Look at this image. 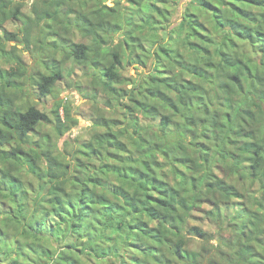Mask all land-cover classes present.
I'll use <instances>...</instances> for the list:
<instances>
[{
  "label": "trees",
  "instance_id": "obj_1",
  "mask_svg": "<svg viewBox=\"0 0 264 264\" xmlns=\"http://www.w3.org/2000/svg\"><path fill=\"white\" fill-rule=\"evenodd\" d=\"M23 1L0 0L2 38L38 46L0 49V264H264V0ZM68 57L110 112L61 150L67 108L30 91Z\"/></svg>",
  "mask_w": 264,
  "mask_h": 264
},
{
  "label": "rangeland",
  "instance_id": "obj_2",
  "mask_svg": "<svg viewBox=\"0 0 264 264\" xmlns=\"http://www.w3.org/2000/svg\"><path fill=\"white\" fill-rule=\"evenodd\" d=\"M34 1L35 0L23 1V13H29L31 3ZM114 3L115 0H105V4L109 6L114 5ZM185 5V0H180V7L183 8ZM178 16L179 11H174L173 20L178 19ZM14 27L17 28L18 26H14V24H12L10 21L6 22L4 25V28L9 31L14 29ZM118 36L119 33H116L114 41H116ZM78 39L83 40L81 35H79ZM16 43L17 42L13 40H4L0 33V49L4 48L9 50L12 45L17 46L20 51L18 54L25 60L23 62H25V65H28L31 68L33 65V57L37 53L38 46L31 43V47L28 49L24 48L22 44L19 45ZM42 45L44 48H47V45ZM241 47L245 48L248 53L251 52L249 45L242 43ZM43 50L44 49H42V52L44 53ZM59 55L60 54L58 53L57 56ZM148 65L143 67L137 63L127 64L124 66L121 73L125 77H144V75L149 70ZM0 66L3 68H8L11 65L10 63H6L0 59ZM62 69L63 77L56 82L53 91L49 95L41 98L37 96L36 92L34 91H30V94L31 98L33 99L32 102H34L38 108L45 110L46 112H49V110L53 109L54 103L61 99L63 105L67 108V116L64 114V110L62 108L59 110V113L66 121L68 120L66 117H69V127L60 137L53 134V139L57 142L61 150H63L64 147H66L67 150H72L80 141L87 139L92 131V121L95 120L99 115H108L110 112V107L108 106L105 95H103L99 90L92 88V86L95 88L98 87L96 85H92L93 77L90 74L91 69L76 64L72 57L66 58L62 65ZM127 87L130 88V85ZM97 91L98 93H96V98L93 99L92 94L93 92ZM111 101L113 103V100ZM53 123L54 122H51L48 126L39 125L38 129L50 130V125H53ZM52 131L51 133H53ZM191 224L200 225L201 227L210 231L213 229L212 225L204 220L192 219ZM210 243H215V240H212ZM189 246L193 248H199L200 241L194 238L189 243Z\"/></svg>",
  "mask_w": 264,
  "mask_h": 264
}]
</instances>
